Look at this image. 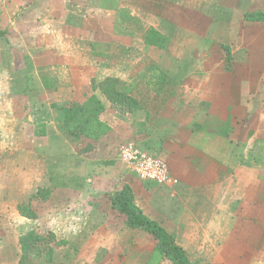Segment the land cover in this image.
Segmentation results:
<instances>
[{
    "label": "crops",
    "instance_id": "0c3cea01",
    "mask_svg": "<svg viewBox=\"0 0 264 264\" xmlns=\"http://www.w3.org/2000/svg\"><path fill=\"white\" fill-rule=\"evenodd\" d=\"M252 11L264 0H0V198H18V225L0 229L18 241L53 231L67 244L51 264H149L154 235L110 199L128 184L192 262L264 264V21H247ZM150 30L161 45L146 43ZM107 77L134 110L94 89ZM94 94L110 130L82 152L61 109ZM128 142L160 154L180 184L141 181L119 159ZM41 188L38 217L22 216Z\"/></svg>",
    "mask_w": 264,
    "mask_h": 264
},
{
    "label": "trees",
    "instance_id": "16d2710c",
    "mask_svg": "<svg viewBox=\"0 0 264 264\" xmlns=\"http://www.w3.org/2000/svg\"><path fill=\"white\" fill-rule=\"evenodd\" d=\"M247 21H264V11H252L245 15ZM164 37L156 30H150L145 41L151 45H161ZM119 79L107 77L101 82H94V89H101L104 95L113 103L126 107L129 111L134 110L137 101L117 90ZM27 88V87H26ZM25 88V89H26ZM105 110V104L96 94L92 95L84 103L71 101L61 109L60 124L74 144L87 142V146L81 151H89L93 143L97 142L110 130V126L101 119ZM145 149V148H144ZM50 188H41L33 194L29 201L18 206L20 214L29 219H36L37 213L32 208L35 201L46 200L50 196ZM112 205L118 212L126 217V225L130 228H137L154 235L156 247L150 257V262L155 263L162 259H168L173 264H196L186 255L182 246L176 243L175 235L169 232L160 221L146 215L135 203L133 188L125 184L123 188L110 196ZM21 256L19 264H29L31 258H39L54 263L55 250L67 244L66 240H60L50 229L44 232L29 230L19 237Z\"/></svg>",
    "mask_w": 264,
    "mask_h": 264
},
{
    "label": "built area",
    "instance_id": "2783aa9c",
    "mask_svg": "<svg viewBox=\"0 0 264 264\" xmlns=\"http://www.w3.org/2000/svg\"><path fill=\"white\" fill-rule=\"evenodd\" d=\"M119 159L141 181L150 182L167 188H175L180 184L166 161L156 152H151L128 142L119 150Z\"/></svg>",
    "mask_w": 264,
    "mask_h": 264
},
{
    "label": "rangeland",
    "instance_id": "374dc122",
    "mask_svg": "<svg viewBox=\"0 0 264 264\" xmlns=\"http://www.w3.org/2000/svg\"><path fill=\"white\" fill-rule=\"evenodd\" d=\"M17 197H14L12 195H6L2 198H0V204L1 203H8V208L5 211V213H1L2 206L0 205V224H6L9 226L12 222L17 224V216L16 213L12 212L11 210H14L16 207L14 205V202L17 200ZM5 201V202H4ZM3 211V210H2ZM3 221V222H2ZM18 227V226H17ZM18 229H14V227H7L4 229H0V250L1 248H4V250L0 251V254H4V262L12 263L14 262L17 257L20 258L21 251L20 245H18ZM18 247V248H17ZM62 251V250H61ZM17 255V256H16ZM33 258V257H32ZM31 258V261L29 264H46L45 261L39 258ZM59 258H57L58 260Z\"/></svg>",
    "mask_w": 264,
    "mask_h": 264
}]
</instances>
